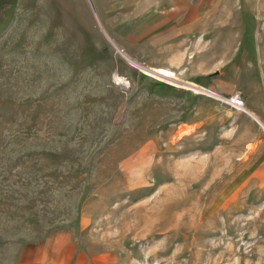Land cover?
Masks as SVG:
<instances>
[{
  "label": "rangeland",
  "instance_id": "1",
  "mask_svg": "<svg viewBox=\"0 0 264 264\" xmlns=\"http://www.w3.org/2000/svg\"><path fill=\"white\" fill-rule=\"evenodd\" d=\"M152 2L0 0V264H264V0Z\"/></svg>",
  "mask_w": 264,
  "mask_h": 264
},
{
  "label": "crops",
  "instance_id": "2",
  "mask_svg": "<svg viewBox=\"0 0 264 264\" xmlns=\"http://www.w3.org/2000/svg\"><path fill=\"white\" fill-rule=\"evenodd\" d=\"M168 1H170V3ZM181 2L183 6L179 9L178 7L171 8L174 1L154 0V2L150 4L145 16L137 20L139 21V24L135 27L138 30L137 34L141 35L146 30L152 32L159 30L164 31L172 28L177 18L181 17L183 12L188 11V0H183Z\"/></svg>",
  "mask_w": 264,
  "mask_h": 264
},
{
  "label": "built area",
  "instance_id": "3",
  "mask_svg": "<svg viewBox=\"0 0 264 264\" xmlns=\"http://www.w3.org/2000/svg\"><path fill=\"white\" fill-rule=\"evenodd\" d=\"M228 102L234 108H241L242 106V101L238 97H231Z\"/></svg>",
  "mask_w": 264,
  "mask_h": 264
},
{
  "label": "bare ground",
  "instance_id": "4",
  "mask_svg": "<svg viewBox=\"0 0 264 264\" xmlns=\"http://www.w3.org/2000/svg\"><path fill=\"white\" fill-rule=\"evenodd\" d=\"M157 73L162 76V77H171L172 73L167 71V70H163V69H160V70H157Z\"/></svg>",
  "mask_w": 264,
  "mask_h": 264
}]
</instances>
